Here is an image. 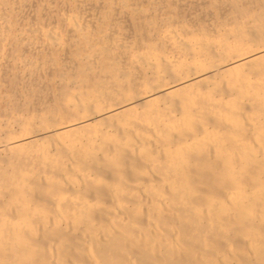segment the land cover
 Wrapping results in <instances>:
<instances>
[{"label": "bare ground", "instance_id": "6f19581e", "mask_svg": "<svg viewBox=\"0 0 264 264\" xmlns=\"http://www.w3.org/2000/svg\"><path fill=\"white\" fill-rule=\"evenodd\" d=\"M0 264H264V0H0Z\"/></svg>", "mask_w": 264, "mask_h": 264}]
</instances>
